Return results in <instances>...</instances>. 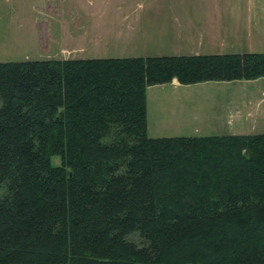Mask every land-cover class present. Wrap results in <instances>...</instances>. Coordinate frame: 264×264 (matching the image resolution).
I'll return each mask as SVG.
<instances>
[{
  "label": "trees",
  "instance_id": "1",
  "mask_svg": "<svg viewBox=\"0 0 264 264\" xmlns=\"http://www.w3.org/2000/svg\"><path fill=\"white\" fill-rule=\"evenodd\" d=\"M262 77L264 52L0 62V264H264V133L152 137L147 103Z\"/></svg>",
  "mask_w": 264,
  "mask_h": 264
},
{
  "label": "rangeland",
  "instance_id": "2",
  "mask_svg": "<svg viewBox=\"0 0 264 264\" xmlns=\"http://www.w3.org/2000/svg\"><path fill=\"white\" fill-rule=\"evenodd\" d=\"M246 52H264V0H0V62ZM147 103L152 137L264 133V77L153 85Z\"/></svg>",
  "mask_w": 264,
  "mask_h": 264
},
{
  "label": "crops",
  "instance_id": "3",
  "mask_svg": "<svg viewBox=\"0 0 264 264\" xmlns=\"http://www.w3.org/2000/svg\"><path fill=\"white\" fill-rule=\"evenodd\" d=\"M172 83H174V84H176V85H179V84H181V83H179L178 81L177 82H175V81H172ZM182 85V84H181Z\"/></svg>",
  "mask_w": 264,
  "mask_h": 264
},
{
  "label": "water",
  "instance_id": "4",
  "mask_svg": "<svg viewBox=\"0 0 264 264\" xmlns=\"http://www.w3.org/2000/svg\"><path fill=\"white\" fill-rule=\"evenodd\" d=\"M173 81L177 82L178 80L177 79H174Z\"/></svg>",
  "mask_w": 264,
  "mask_h": 264
}]
</instances>
